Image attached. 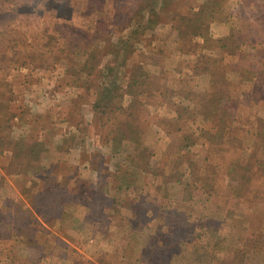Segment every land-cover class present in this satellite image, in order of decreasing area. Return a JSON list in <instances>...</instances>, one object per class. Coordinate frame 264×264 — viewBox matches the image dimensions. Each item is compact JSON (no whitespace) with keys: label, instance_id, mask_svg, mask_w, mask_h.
<instances>
[{"label":"rangeland","instance_id":"374dc122","mask_svg":"<svg viewBox=\"0 0 264 264\" xmlns=\"http://www.w3.org/2000/svg\"><path fill=\"white\" fill-rule=\"evenodd\" d=\"M150 1L0 0V264H264V0Z\"/></svg>","mask_w":264,"mask_h":264},{"label":"trees","instance_id":"16d2710c","mask_svg":"<svg viewBox=\"0 0 264 264\" xmlns=\"http://www.w3.org/2000/svg\"><path fill=\"white\" fill-rule=\"evenodd\" d=\"M175 1H177V0H160V2L159 1L153 2V0H151L150 2H148V4L146 6L138 8L136 14L140 15L144 19L145 15L143 13L147 10L149 15H148V19L146 20L145 26L153 28L160 21L163 20L164 15L167 13V8L169 7V5H172ZM158 5H159V7H158ZM208 7H209V9L214 8L211 5H209ZM206 12H207V14H209V13L213 14L214 13L213 10H210V11L207 10ZM203 21H204L203 18L201 19L200 17L192 19L191 28H192V25H194V26L204 25L205 26V23H203ZM139 23L141 24L140 21H139ZM246 23H250V22L247 21ZM241 28L243 29V27H241ZM177 29H179V27ZM239 30H241V29H239ZM196 33L197 32L195 31V29L194 30L192 29V31L190 32V34H196ZM244 35L246 36V32L244 33ZM129 44H130V41H129V43L128 42L125 43L124 55H123V58L119 64V66H121V67L125 64V58H128L129 53H130L129 51L132 48V45H129ZM108 49H111L110 51L113 52L117 49V45L116 44L115 45L110 44ZM249 54L250 53H245L244 57H246V59L247 58L249 59L250 58ZM119 66L117 65L115 67H119ZM248 66L252 67V63H250ZM260 67H262V65H260ZM263 67H264V65H263ZM100 71H101V73L103 72V77H101L102 81H101V83H99L98 88H97L98 89L97 93H96V102H97L96 106L97 107H95V108H98V110H101L102 112L107 113V112L111 111L113 104L117 100H119L120 97L123 95L124 90L120 86L117 77L115 79L109 81V79H107V77L104 76L105 74H107V71H108V69H106V67L102 68ZM110 71H112V69H110ZM249 72H251V70ZM252 72L255 74L258 73V71H252ZM143 74L144 73H140V76H142ZM246 74H248V73H246ZM257 76H259V75H257ZM260 78H261V76H260ZM137 80H138L137 77H133V72H131L130 83L128 85V88L125 90L130 91L132 86L134 84H136V82L138 83ZM261 80H264V79L262 78ZM217 94L219 97L217 98L216 101H204L203 98L205 97V95H207V93H205V92L198 93V94H196L195 97L191 96V98L195 99V102L197 103V105L200 106L199 111L203 115V118L205 120H212L213 122L215 121L216 127L218 128V126H217L218 124L220 125V124L226 123V119H225L226 116L231 117V115H232L231 112H229L228 109L226 108V105H227L226 101L231 102L233 99H232V97L230 95V91L227 89V87H225L224 89L220 88L219 91L217 92ZM182 112L189 113L190 115H192L193 110L191 109L188 111L186 107H183L182 111H180L179 115L182 114ZM128 130L131 131L128 136L133 141L137 140V137L135 136L136 133H134L135 129L133 128L132 124L129 125ZM135 143H137V142L135 141ZM236 162L237 161L233 162L230 166L231 167V173H232V179L237 180L239 176L245 178L244 175H240V170L238 168L240 165H235ZM173 175H176L177 177H179L180 172H177ZM177 180H179V179H177ZM241 184H247V183L243 182ZM31 205L34 207V203L32 201H31ZM41 215H42V213H41ZM171 216L173 217V211H172ZM177 225H180V224L177 222Z\"/></svg>","mask_w":264,"mask_h":264}]
</instances>
